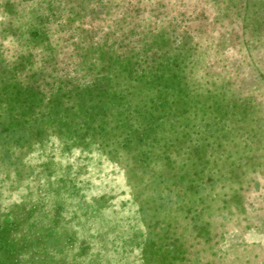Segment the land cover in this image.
<instances>
[{"label": "rangeland", "instance_id": "obj_1", "mask_svg": "<svg viewBox=\"0 0 264 264\" xmlns=\"http://www.w3.org/2000/svg\"><path fill=\"white\" fill-rule=\"evenodd\" d=\"M46 1L0 0V264H264V0H135L107 104L40 90L53 35L31 92L5 74ZM147 52L156 73L127 78Z\"/></svg>", "mask_w": 264, "mask_h": 264}, {"label": "trees", "instance_id": "obj_2", "mask_svg": "<svg viewBox=\"0 0 264 264\" xmlns=\"http://www.w3.org/2000/svg\"><path fill=\"white\" fill-rule=\"evenodd\" d=\"M108 3L109 0H95L96 7L99 6L103 10L101 16L86 14L92 20L82 21L80 18L81 9H74L79 6L80 0H47L44 4L38 2L40 13L33 15L31 20L33 24L28 29L27 39L24 40L30 43L32 47L26 50L21 47L17 56H14V59L9 63L6 62L5 74L14 78L16 84L22 85L20 90L31 92L29 79L35 73V69L32 72L29 70L33 61L30 57L35 56L31 51L34 47L43 49L41 41L49 40V36L53 35L60 41V44H55L56 48L50 50L49 60L45 61L41 57L38 60V64L41 66L39 73L50 77V80L44 79L42 84H38L41 91L44 88L56 90L58 97L63 99L69 98L68 93L75 95L83 91L94 97L102 96L106 104L109 102V97H115V102L120 98L125 99L123 96L127 93L125 88H119L117 82L109 84L108 78L112 69L117 66L121 67V65L124 68L123 59L130 56V50L135 47V43L140 39H133V35L137 33L134 29V23H132L133 28H129L125 33L119 32V28L116 27L119 20L122 22L125 18H129L128 15L126 17L124 10H127L129 14L133 13L138 16V14L142 15L143 7L137 5L135 0L132 3L130 1L125 2L126 8H124V4L114 3L112 8H115V11L111 14L115 13L117 17L107 18L108 8L111 6L108 7ZM94 8L95 6L90 11L92 12ZM55 19H62V21L58 23L55 22ZM151 43L154 51L164 52L159 45L154 42ZM66 48H69L68 52H65ZM140 48L147 49L145 46ZM22 50L23 52H21ZM6 52L9 53L10 50ZM135 53L141 55L139 51H134ZM9 54L11 55V53ZM146 54L151 55L146 56L143 66L131 67L128 71L124 69L127 78L135 76L140 78L146 74L149 76L156 73L157 67L154 66V62L160 63L155 61L158 56L155 52L149 54L147 52ZM139 61L143 63V60L136 56L133 64L137 65ZM47 70L49 71L47 72ZM82 80L83 83H81ZM114 90L115 92H113ZM71 104L69 107H72L74 102ZM111 104L113 105L112 101ZM98 109L105 113L104 108Z\"/></svg>", "mask_w": 264, "mask_h": 264}]
</instances>
